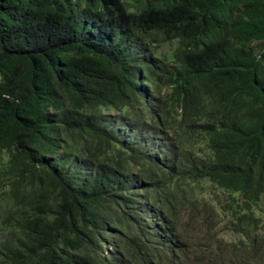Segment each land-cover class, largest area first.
<instances>
[{"label":"trees","instance_id":"1","mask_svg":"<svg viewBox=\"0 0 264 264\" xmlns=\"http://www.w3.org/2000/svg\"><path fill=\"white\" fill-rule=\"evenodd\" d=\"M261 214L264 0H0V264H264Z\"/></svg>","mask_w":264,"mask_h":264},{"label":"rangeland","instance_id":"2","mask_svg":"<svg viewBox=\"0 0 264 264\" xmlns=\"http://www.w3.org/2000/svg\"><path fill=\"white\" fill-rule=\"evenodd\" d=\"M155 52L163 56H166L165 54L169 52V45L163 43L155 49ZM205 189L208 191V192L206 191L205 196L208 199H212L214 195L212 193L211 188L205 187ZM261 219L263 221V226L260 227L259 232L263 233L264 232V215L263 214H261ZM215 228H217L219 233L223 235L226 239H236V234L231 233L229 230H227V228H225V222L223 220H221V222L218 223Z\"/></svg>","mask_w":264,"mask_h":264},{"label":"clouds","instance_id":"3","mask_svg":"<svg viewBox=\"0 0 264 264\" xmlns=\"http://www.w3.org/2000/svg\"><path fill=\"white\" fill-rule=\"evenodd\" d=\"M155 54H158V53L155 52ZM240 238H242V237H241L240 235L236 234V239H227V240H232V241H234V240H238V239H240Z\"/></svg>","mask_w":264,"mask_h":264}]
</instances>
